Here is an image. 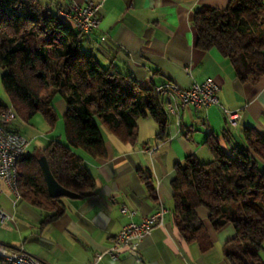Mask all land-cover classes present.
I'll return each mask as SVG.
<instances>
[{
	"label": "crops",
	"instance_id": "1",
	"mask_svg": "<svg viewBox=\"0 0 264 264\" xmlns=\"http://www.w3.org/2000/svg\"><path fill=\"white\" fill-rule=\"evenodd\" d=\"M48 1L67 21L64 13L72 3L93 1L100 5L99 28L85 33L83 43L104 68L131 74L142 88H159L167 83L189 88L212 78L219 85V104L205 109L189 106L179 116L169 115V136L164 140L157 138L159 125L151 117L138 119L137 137L132 142L124 132L111 129L95 116L107 155L96 158L82 148L73 150L95 179L96 192L87 198L64 197L65 212L44 223L55 210L33 204L2 182L0 208L7 218L0 222V242L13 248L23 246L48 264H93L95 253L110 247L124 225L139 222L163 206L168 210L163 224L144 239L137 255L123 250L113 260L104 254L96 264H231L226 252L237 235L235 226L230 223L216 230L208 212L200 208L204 229L198 235L200 240L188 241L173 211L172 187L178 162L191 155L203 162L213 159L209 139L216 138L229 151L227 128L243 147L248 145L246 129L264 134V78L257 84L243 83L228 58L216 49L205 51L196 44L195 11L201 7L222 9L229 0ZM171 96L163 95L165 109ZM53 106L58 119L51 127L44 118L46 132L41 135L32 128L33 119L30 123L14 119L8 126L29 139L26 152L42 149L51 140L68 145L64 121L68 103L57 95ZM224 109L240 112L236 126L227 124ZM25 127L29 137L19 131L27 130ZM123 207L129 211L124 213Z\"/></svg>",
	"mask_w": 264,
	"mask_h": 264
},
{
	"label": "trees",
	"instance_id": "2",
	"mask_svg": "<svg viewBox=\"0 0 264 264\" xmlns=\"http://www.w3.org/2000/svg\"><path fill=\"white\" fill-rule=\"evenodd\" d=\"M193 25L197 47L216 49L235 67L238 79L259 83L264 78V4L260 0H229L225 8L201 7ZM85 33L75 30L48 0H0V67L2 86L10 103L0 98V115L10 108L15 119L30 123L42 114L53 127V101L68 103L64 117L68 145L51 140L42 149L19 159L18 193L37 206L55 210L51 222L65 212L62 199L49 195L41 169L45 157L57 181L87 198L97 183L73 148L93 157L107 155L105 139L94 120L100 117L111 129L137 137V122L151 117L159 125L157 138L169 136L170 116L158 88H142L128 73L104 68L83 43ZM229 124V123H227ZM230 125V124H229ZM229 151L216 138L208 140L213 159L188 156L175 166L173 211L188 241L199 239L203 208L216 230L233 224L237 235L226 256L231 264H264V134L245 130L246 147L227 130ZM149 180V178H144ZM151 190L153 186L147 183ZM200 240V239H199Z\"/></svg>",
	"mask_w": 264,
	"mask_h": 264
},
{
	"label": "built area",
	"instance_id": "3",
	"mask_svg": "<svg viewBox=\"0 0 264 264\" xmlns=\"http://www.w3.org/2000/svg\"><path fill=\"white\" fill-rule=\"evenodd\" d=\"M99 8L100 5L93 1L83 5L72 3L69 11L64 13V16L68 21H74L76 31L90 33L99 28ZM158 91L163 95L166 93L181 94V103H172L171 97L166 102L167 113L172 116H179L180 111L189 106L205 109L211 105L219 104V85L212 78L205 80L203 83H194L189 88H180L176 84L167 83L159 87ZM224 111L229 124L236 126L238 119L241 117L240 112L228 109H224ZM14 119L15 114L12 108L11 117L0 119V196L2 182H5L15 191V180L19 178V159L25 154L30 143L27 137L8 128ZM122 211L126 213L129 209L123 207ZM167 211V208L162 206L156 213L143 217L141 221H131L124 225L110 247L103 252L98 251L95 253L93 264L102 260L104 254H108L113 260H117L123 250L137 255L144 239L152 234L156 226L163 224L164 215ZM131 213L133 214L135 211H131ZM6 218L7 215L0 208V222H3ZM0 264L48 263L27 251L23 246L13 248L0 242Z\"/></svg>",
	"mask_w": 264,
	"mask_h": 264
},
{
	"label": "water",
	"instance_id": "4",
	"mask_svg": "<svg viewBox=\"0 0 264 264\" xmlns=\"http://www.w3.org/2000/svg\"><path fill=\"white\" fill-rule=\"evenodd\" d=\"M39 161L46 180L48 192L51 197H68L73 199L80 198L78 194L68 190L57 181L50 169L49 162L45 157H41Z\"/></svg>",
	"mask_w": 264,
	"mask_h": 264
},
{
	"label": "rangeland",
	"instance_id": "5",
	"mask_svg": "<svg viewBox=\"0 0 264 264\" xmlns=\"http://www.w3.org/2000/svg\"><path fill=\"white\" fill-rule=\"evenodd\" d=\"M0 98L3 99L5 102L9 103L10 99L9 96L7 95V93L4 91L3 86H2V74H0ZM96 121H99L98 118H95ZM32 128L34 129L35 133H38L39 135L45 133V129L43 128L45 124L44 121V117L42 116V114H37L33 120H32ZM27 130L25 129H21L19 130L22 134L26 135L29 137V133H28V128L25 127ZM38 141V140H37Z\"/></svg>",
	"mask_w": 264,
	"mask_h": 264
},
{
	"label": "bare ground",
	"instance_id": "6",
	"mask_svg": "<svg viewBox=\"0 0 264 264\" xmlns=\"http://www.w3.org/2000/svg\"><path fill=\"white\" fill-rule=\"evenodd\" d=\"M72 22L75 26L74 21H72ZM171 95H172L171 96V102L172 103H181V94L180 93H173ZM5 117H11V108L0 115V119H5ZM18 188H19L18 187V180H15V192H17V193H18Z\"/></svg>",
	"mask_w": 264,
	"mask_h": 264
}]
</instances>
